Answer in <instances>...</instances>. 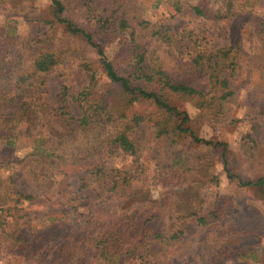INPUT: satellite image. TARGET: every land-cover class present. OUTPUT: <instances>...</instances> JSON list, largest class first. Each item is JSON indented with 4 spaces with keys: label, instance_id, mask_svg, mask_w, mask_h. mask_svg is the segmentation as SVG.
<instances>
[{
    "label": "trees",
    "instance_id": "trees-1",
    "mask_svg": "<svg viewBox=\"0 0 264 264\" xmlns=\"http://www.w3.org/2000/svg\"><path fill=\"white\" fill-rule=\"evenodd\" d=\"M161 1L153 5L158 7ZM51 2V17L45 19L50 28H62L65 38L90 46L97 57L84 65L92 72L89 83L80 90L64 85L61 103L49 105L38 96L41 85L32 79L53 71L60 62L63 53L55 36L45 31L42 36L12 42L7 34L14 26L5 31L0 27V102L20 103L0 114V251L19 255L22 264H85L94 249L99 250V264H158L149 237L162 242L180 238L183 216L167 206V196L154 207L145 203L140 210L124 205L133 181L143 179L145 172L139 164L102 165L82 172L77 187L64 192L67 210L39 218L42 229L26 237L18 230L32 221L23 209L33 195L6 187L2 170H21V176L50 188L52 176L67 164L94 155H137L151 139L167 136L174 144L185 135L195 143L222 147L224 166L233 177L227 167L228 142L201 136L191 125V114L176 101L190 100L204 115L219 116L234 94L232 77L241 69V51L233 44L210 49L206 37L194 30L177 32L163 18L145 22L149 6L144 2L79 0L78 10L71 7V0ZM165 2L174 9L173 15L191 12L210 17L201 4ZM227 4L225 15L232 7L231 1ZM223 16L216 12L212 17ZM259 22L261 45L254 58L264 76V18ZM113 42L117 44L110 55L106 47ZM164 55L182 58L179 73L168 70ZM98 66L109 80L105 89L99 85ZM205 77L209 87H198ZM261 95L254 102L264 119ZM67 100L78 107L77 115L67 111ZM145 103L160 114L155 117L135 110ZM20 142L28 145L23 156L14 151ZM238 179L241 185L258 187L264 194V176ZM8 181L12 186V176ZM175 196L179 208L180 198ZM222 207L216 205L210 215L193 212L194 220L206 225L220 218ZM70 214L78 217L76 221L65 217Z\"/></svg>",
    "mask_w": 264,
    "mask_h": 264
},
{
    "label": "rangeland",
    "instance_id": "rangeland-1",
    "mask_svg": "<svg viewBox=\"0 0 264 264\" xmlns=\"http://www.w3.org/2000/svg\"><path fill=\"white\" fill-rule=\"evenodd\" d=\"M130 1L144 2L149 6L144 15L145 22L163 18L177 32L194 30L206 37L205 42L210 49L230 44L239 47L241 69L232 77L234 94L219 116L213 118L212 115H204L190 100L176 101L191 114V125L201 136L228 142L227 167L233 177H229L224 166L222 147L195 143L185 135L177 138L174 144L167 136L151 139L142 153L137 155H94L67 164L52 176L50 188L21 176V170H2L6 187L33 195L23 209L32 221L22 226L18 233L30 236L42 229L39 218L50 213L65 212L64 192L77 187L82 172L102 165L129 166L134 163L139 164L138 168L145 173L142 174L143 179L133 181L132 194L123 198L124 205L140 210L145 203L154 207L162 196H167V206L170 209L173 207L175 214L183 216L180 221L184 233L180 238L162 242L149 237L151 251L158 264H264V194L258 187L241 185L238 179L264 176V119L259 113L260 105L254 102L255 98L264 94V76L254 58L261 45L257 30L260 19L264 18V0H181L187 5L205 6L210 17L192 15L191 12L173 15L174 9L165 0L158 7L153 5L158 0ZM228 1H231L232 7L230 13L225 15ZM71 7L80 9L79 0H71ZM51 11V0H0V27L5 31L14 26V31L7 34V40H29L42 36L45 31L55 36L63 53L60 62L53 71L40 73L32 82L41 85L38 96L43 102L58 105L64 85L80 90L89 83L92 72L84 65L97 56L90 46L86 47L76 39L65 38L62 28H50L45 19L51 17ZM216 12L224 16L214 19L212 16ZM116 44L107 45L108 54H113ZM202 46L207 45L204 43ZM164 56L163 62L168 70L179 73L182 58ZM97 76L100 88L105 89L109 80L99 66ZM197 86L209 87L207 78H203ZM19 104L17 101L0 102V114L14 110ZM66 104L67 111L77 115L78 107L70 100ZM135 110L154 114L155 117L160 114L146 103L138 104ZM27 148V144L20 142L14 151L17 156H23ZM166 164L174 166L166 168ZM9 176L13 179L12 186L8 185ZM175 193L180 198L179 208ZM220 204L223 205L218 212L220 218L206 225L194 220L195 212L208 214ZM65 217L72 222L78 218L72 214ZM250 253L254 254L249 256ZM98 255L99 250L94 249L85 264H99ZM0 264H22V258L2 249Z\"/></svg>",
    "mask_w": 264,
    "mask_h": 264
}]
</instances>
